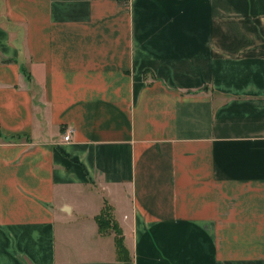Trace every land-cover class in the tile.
I'll use <instances>...</instances> for the list:
<instances>
[{
	"label": "crops",
	"instance_id": "0c3cea01",
	"mask_svg": "<svg viewBox=\"0 0 264 264\" xmlns=\"http://www.w3.org/2000/svg\"><path fill=\"white\" fill-rule=\"evenodd\" d=\"M0 264H264V0H0Z\"/></svg>",
	"mask_w": 264,
	"mask_h": 264
},
{
	"label": "trees",
	"instance_id": "16d2710c",
	"mask_svg": "<svg viewBox=\"0 0 264 264\" xmlns=\"http://www.w3.org/2000/svg\"><path fill=\"white\" fill-rule=\"evenodd\" d=\"M98 224H99V228H100L101 232H106V230L104 229V226L109 227L110 224L114 225V228L117 231L116 244H117L118 257L120 259L129 258L128 250L126 249V247L124 245L122 232H121V229L118 226V224L111 217H110V219L107 220V222L104 223V222L101 221V216L98 218Z\"/></svg>",
	"mask_w": 264,
	"mask_h": 264
},
{
	"label": "rangeland",
	"instance_id": "374dc122",
	"mask_svg": "<svg viewBox=\"0 0 264 264\" xmlns=\"http://www.w3.org/2000/svg\"><path fill=\"white\" fill-rule=\"evenodd\" d=\"M110 219V215L105 212L102 216H101V221L102 222H107V220ZM104 229L106 230V232H114L116 235H117V231L116 229L114 228V225L110 224L109 227L107 226H104Z\"/></svg>",
	"mask_w": 264,
	"mask_h": 264
},
{
	"label": "built area",
	"instance_id": "2783aa9c",
	"mask_svg": "<svg viewBox=\"0 0 264 264\" xmlns=\"http://www.w3.org/2000/svg\"><path fill=\"white\" fill-rule=\"evenodd\" d=\"M73 133H74V129L72 127H69L66 133L64 134V140L70 141L72 139Z\"/></svg>",
	"mask_w": 264,
	"mask_h": 264
}]
</instances>
